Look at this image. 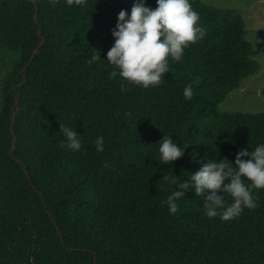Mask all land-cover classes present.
<instances>
[{
	"label": "trees",
	"instance_id": "trees-1",
	"mask_svg": "<svg viewBox=\"0 0 264 264\" xmlns=\"http://www.w3.org/2000/svg\"><path fill=\"white\" fill-rule=\"evenodd\" d=\"M190 2L205 37L169 60L158 86L122 91L104 58L127 1L0 0V53H20L0 111V264H264V188L253 190L256 208L227 221L208 218L194 189L175 214L162 203L175 190L164 174L187 180L206 159L234 161L264 143V111L220 108L259 73L264 42L253 47L238 12ZM61 124L80 150L60 146ZM164 135L189 143L170 164L159 160Z\"/></svg>",
	"mask_w": 264,
	"mask_h": 264
},
{
	"label": "clouds",
	"instance_id": "clouds-1",
	"mask_svg": "<svg viewBox=\"0 0 264 264\" xmlns=\"http://www.w3.org/2000/svg\"><path fill=\"white\" fill-rule=\"evenodd\" d=\"M56 2L50 0L52 4ZM83 2L65 0L69 6ZM156 4L152 8L145 0H134L130 12L121 9L117 15L112 29L114 43L104 59L112 66L109 79L119 77L122 91L125 90V83L145 89L158 86L162 76L170 69L169 60L181 61L189 44L206 35L207 30L199 23V13L193 9L190 0H156ZM100 58L99 51L93 52L87 63L91 65ZM183 96L186 100L192 98L191 83L185 85ZM60 133L63 136L60 141L62 148L71 151L81 149L76 129L61 124ZM94 144L96 151L102 152L104 137L98 135ZM158 144L159 160L170 164L184 154L189 143L180 144L172 136L164 135ZM162 179L175 186V190L162 201L169 213H177L178 199L185 196L186 190L194 189L198 196L204 197L203 210L208 218L219 216L222 221L234 219L244 209L257 207L253 190L264 188V143H258L250 150L242 148L236 153L234 161L206 159L187 180L165 174ZM225 195L231 197L230 203L226 202Z\"/></svg>",
	"mask_w": 264,
	"mask_h": 264
},
{
	"label": "rangeland",
	"instance_id": "rangeland-1",
	"mask_svg": "<svg viewBox=\"0 0 264 264\" xmlns=\"http://www.w3.org/2000/svg\"><path fill=\"white\" fill-rule=\"evenodd\" d=\"M131 6L134 0H125ZM218 8L232 9L242 15L247 30L246 38L258 48L264 42V0H200ZM149 6V0H145ZM261 67L259 73L247 78L237 90L232 91L220 105L225 111L262 112L264 111V48L255 56ZM19 51L5 49L0 53V111L4 81L14 65L19 62Z\"/></svg>",
	"mask_w": 264,
	"mask_h": 264
},
{
	"label": "water",
	"instance_id": "water-1",
	"mask_svg": "<svg viewBox=\"0 0 264 264\" xmlns=\"http://www.w3.org/2000/svg\"><path fill=\"white\" fill-rule=\"evenodd\" d=\"M36 17H37V14H36ZM44 42H45V38H43V40H42V42H41V44L39 45V47L37 48V49H35V52H34V54H37L38 52H39V49L42 47V45L44 44ZM18 101V100H17ZM19 111V108H17V112ZM14 116H16V113L14 114ZM12 133H13V150L15 149V147H16V144H17V136H16V134H15V132H14V128H13V126H12ZM49 213L51 214V212L49 211ZM59 233L61 234V231L59 230ZM63 238V237H62ZM96 262H97V260H95V264H96Z\"/></svg>",
	"mask_w": 264,
	"mask_h": 264
}]
</instances>
